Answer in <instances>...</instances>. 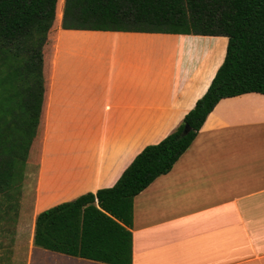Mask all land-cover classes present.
Listing matches in <instances>:
<instances>
[{"label":"crops","instance_id":"0c3cea01","mask_svg":"<svg viewBox=\"0 0 264 264\" xmlns=\"http://www.w3.org/2000/svg\"><path fill=\"white\" fill-rule=\"evenodd\" d=\"M52 38L33 218L18 217L0 264H111L35 245L37 214L114 185L146 145L174 131L229 38L61 25ZM132 231V264H264V93L216 104L173 168L135 196Z\"/></svg>","mask_w":264,"mask_h":264},{"label":"trees","instance_id":"16d2710c","mask_svg":"<svg viewBox=\"0 0 264 264\" xmlns=\"http://www.w3.org/2000/svg\"><path fill=\"white\" fill-rule=\"evenodd\" d=\"M59 25L229 38L210 86L174 131L146 145L114 185L36 216L35 245L132 264L135 196L173 168L222 98L264 93V0H0V249L7 254L13 252L28 164L41 154L52 35Z\"/></svg>","mask_w":264,"mask_h":264},{"label":"rangeland","instance_id":"374dc122","mask_svg":"<svg viewBox=\"0 0 264 264\" xmlns=\"http://www.w3.org/2000/svg\"><path fill=\"white\" fill-rule=\"evenodd\" d=\"M58 31V30H57ZM65 35H69V33H63V36ZM78 36H82V35H78ZM81 38H77L76 40H79ZM48 55V53H47ZM49 57V55H48ZM37 164H38V160L37 157L33 158L30 160L29 164H28V168H27V175L26 178L23 182V190L21 193V201H23L24 203L21 202L20 204V210L21 213H19L20 217H23L24 219H26L27 224L32 220V214L30 213V206H31V202H32V197H33V192H34V181H35V173H36V168H37ZM4 241H9L8 239H4ZM21 260L20 259L16 264H21Z\"/></svg>","mask_w":264,"mask_h":264},{"label":"water","instance_id":"95a60500","mask_svg":"<svg viewBox=\"0 0 264 264\" xmlns=\"http://www.w3.org/2000/svg\"><path fill=\"white\" fill-rule=\"evenodd\" d=\"M189 130H190V126L187 124L186 126H185V128H184V134H187L188 132H189Z\"/></svg>","mask_w":264,"mask_h":264}]
</instances>
